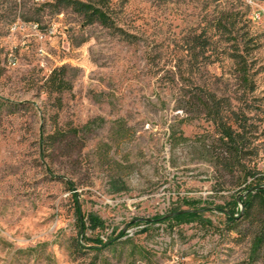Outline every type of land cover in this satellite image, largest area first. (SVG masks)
Here are the masks:
<instances>
[{"label": "rangeland", "instance_id": "rangeland-1", "mask_svg": "<svg viewBox=\"0 0 264 264\" xmlns=\"http://www.w3.org/2000/svg\"><path fill=\"white\" fill-rule=\"evenodd\" d=\"M54 1L0 0V264H264V245H252L257 226L225 219L238 189L201 156L213 125L176 110L180 88L243 109L257 130L250 166L264 177V33L248 9L229 0H110L123 41L70 10L53 13ZM33 9L42 37L11 31ZM60 67L72 86L57 106L45 81ZM87 123L82 149L77 139L47 157L46 136ZM192 210L199 219L165 221ZM88 216L102 227L91 229ZM96 238L107 247L96 250Z\"/></svg>", "mask_w": 264, "mask_h": 264}, {"label": "trees", "instance_id": "trees-1", "mask_svg": "<svg viewBox=\"0 0 264 264\" xmlns=\"http://www.w3.org/2000/svg\"><path fill=\"white\" fill-rule=\"evenodd\" d=\"M109 2L110 0H87L86 2L55 0L47 6L55 14L70 10L81 18L83 25L98 24L112 31L113 35L120 37L123 41H127L129 36L115 28L108 15ZM38 13L39 10L33 9L32 17L26 19L25 22L36 21L35 17ZM235 59H237L240 72L239 82L244 89L251 92L252 84L245 69V59L242 55L235 56ZM71 86L72 78L67 75V69L60 67L49 74L45 81V93L49 97L54 95L57 106H60V96L70 91ZM178 92L177 111L184 115L192 113L204 116L213 125V135L201 142V156L228 188L238 189L237 198L230 202V208L224 212L225 219L233 226H236L239 220L254 223L257 226V232L254 234L252 245L256 252L259 251L264 245V183L261 182L264 181V177H257L255 167L250 166L251 159L257 156L258 146L254 144L257 139L256 128H251L247 124L248 117L243 109L235 110L227 98L217 97L212 92L197 89L187 92L184 88H180ZM245 107L248 106L245 105ZM246 109L250 110V108ZM89 131L90 123L80 128L55 129L45 138L47 157L63 154L64 151L71 149L77 139L80 140L79 150L82 149L86 140L80 135ZM248 180H250L249 183H247ZM238 205H241V210H238ZM75 211L78 214L77 206ZM199 217L198 211L192 210L166 218L165 221L186 224ZM88 221L93 230L102 227V222L96 218L88 216ZM107 243L109 242H102L96 238L94 240L95 249L105 248Z\"/></svg>", "mask_w": 264, "mask_h": 264}, {"label": "built area", "instance_id": "built-area-1", "mask_svg": "<svg viewBox=\"0 0 264 264\" xmlns=\"http://www.w3.org/2000/svg\"><path fill=\"white\" fill-rule=\"evenodd\" d=\"M35 3H43L46 0H33ZM242 3L249 12L251 22L261 26L264 33V0H229ZM21 29H26L33 32L37 37L41 38L40 26L34 22L17 21L11 26V31L16 32Z\"/></svg>", "mask_w": 264, "mask_h": 264}, {"label": "water", "instance_id": "water-1", "mask_svg": "<svg viewBox=\"0 0 264 264\" xmlns=\"http://www.w3.org/2000/svg\"><path fill=\"white\" fill-rule=\"evenodd\" d=\"M186 212H190V211H179V212H177V213H171V214H169V215L167 216V218L172 217V216H174V215H176V214H183V213H186Z\"/></svg>", "mask_w": 264, "mask_h": 264}]
</instances>
